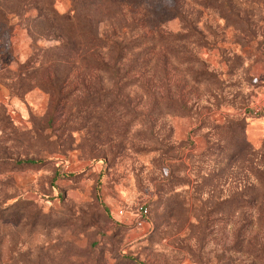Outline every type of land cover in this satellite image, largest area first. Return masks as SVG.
Segmentation results:
<instances>
[{"label": "rangeland", "instance_id": "1", "mask_svg": "<svg viewBox=\"0 0 264 264\" xmlns=\"http://www.w3.org/2000/svg\"><path fill=\"white\" fill-rule=\"evenodd\" d=\"M0 264H264V0H0Z\"/></svg>", "mask_w": 264, "mask_h": 264}]
</instances>
